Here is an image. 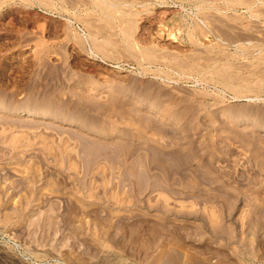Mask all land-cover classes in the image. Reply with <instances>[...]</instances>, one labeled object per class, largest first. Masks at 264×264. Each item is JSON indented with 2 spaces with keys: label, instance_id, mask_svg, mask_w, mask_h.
Listing matches in <instances>:
<instances>
[{
  "label": "rangeland",
  "instance_id": "rangeland-1",
  "mask_svg": "<svg viewBox=\"0 0 264 264\" xmlns=\"http://www.w3.org/2000/svg\"><path fill=\"white\" fill-rule=\"evenodd\" d=\"M0 264H264V0H0Z\"/></svg>",
  "mask_w": 264,
  "mask_h": 264
},
{
  "label": "bare ground",
  "instance_id": "bare-ground-1",
  "mask_svg": "<svg viewBox=\"0 0 264 264\" xmlns=\"http://www.w3.org/2000/svg\"><path fill=\"white\" fill-rule=\"evenodd\" d=\"M83 38H84V37H83ZM106 39H107V38H106ZM86 41H87V40H86ZM72 45H73V44H72ZM93 55H95V54H93ZM95 56L97 57V55H95ZM110 57H111V56H110ZM54 80H55V79H54ZM47 87H48V86H47ZM98 87H99V86H98ZM89 92H90V91H89ZM151 97H152V96H151ZM154 100H155V99H154ZM50 106H51V105H50ZM158 112H159V111H158ZM39 115H40V114H37V111H36L35 113H32V114H31V116H39ZM31 116H30V117H31ZM40 116H43V117H44V116H46V115L44 114V115H40ZM129 151H130V150H129ZM105 152H107V149H106ZM124 157H125V156H124ZM113 160H114V158H113ZM148 164H149V163H148ZM148 164H147V165H148ZM145 165H146V164H145ZM145 165H144V166H145ZM135 167H136V165L134 166V168H135ZM147 167H148V166H147ZM140 168H142V167H140ZM128 176H129V175H128ZM128 176H127V177H128ZM141 177H142L143 181H146V180H147V179H146V173H142V174H141Z\"/></svg>",
  "mask_w": 264,
  "mask_h": 264
}]
</instances>
